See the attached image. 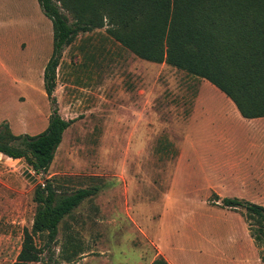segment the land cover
<instances>
[{
  "label": "rangeland",
  "instance_id": "obj_1",
  "mask_svg": "<svg viewBox=\"0 0 264 264\" xmlns=\"http://www.w3.org/2000/svg\"><path fill=\"white\" fill-rule=\"evenodd\" d=\"M58 5L77 26L76 13ZM110 28L105 19L80 29L64 47L55 106L75 121L49 170L31 169V182L24 159L0 154V264L17 260L38 207L34 188L47 178L60 191L101 186L60 223L51 252L58 264H151L158 256L171 264H264L249 229L256 221L221 205L223 197L264 205V128L237 118L207 79L141 58ZM53 32L38 0H0V124L16 135L48 126L44 70ZM34 239L41 248L48 242L47 233Z\"/></svg>",
  "mask_w": 264,
  "mask_h": 264
},
{
  "label": "trees",
  "instance_id": "obj_2",
  "mask_svg": "<svg viewBox=\"0 0 264 264\" xmlns=\"http://www.w3.org/2000/svg\"><path fill=\"white\" fill-rule=\"evenodd\" d=\"M58 1L38 0L54 31L52 55L44 70L45 91L53 103L48 126L37 134L16 135L8 124H0V153L24 159L36 174L49 170L64 132L75 121L62 117L55 106L56 70L64 47L80 29L102 26L105 19L115 38L141 58L205 78L233 101L244 118L264 117V0H72L71 6L69 0H60L76 13L77 26L69 22ZM54 181L47 178L35 186L38 207L32 229L25 231L12 264L39 262L45 250L50 254L45 264H58L51 252L60 223L101 189L93 184L60 191ZM221 205L245 209L257 223L249 224L251 236L264 248V205L239 197H223ZM37 233H47L45 248L36 244ZM151 264L171 263L158 256Z\"/></svg>",
  "mask_w": 264,
  "mask_h": 264
},
{
  "label": "crops",
  "instance_id": "obj_3",
  "mask_svg": "<svg viewBox=\"0 0 264 264\" xmlns=\"http://www.w3.org/2000/svg\"><path fill=\"white\" fill-rule=\"evenodd\" d=\"M228 97V96H227ZM229 98V97H228ZM229 108L231 109V110H233L234 108H235V111L236 112H234L235 113V116L238 118H240V117H243L241 114H240V112L238 111V109H236V106H235V104L233 103V101L229 98ZM246 119H248V118H246ZM249 120V119H248ZM249 121H251V123H256L255 124V126H257V127H261L262 129L264 128V117H258V118H252V119H250ZM213 124V123H212ZM221 132V131H220ZM264 132V131H263ZM0 154H2V153H0ZM3 155V154H2Z\"/></svg>",
  "mask_w": 264,
  "mask_h": 264
},
{
  "label": "water",
  "instance_id": "obj_4",
  "mask_svg": "<svg viewBox=\"0 0 264 264\" xmlns=\"http://www.w3.org/2000/svg\"><path fill=\"white\" fill-rule=\"evenodd\" d=\"M20 163L22 164L23 162H20ZM22 172H23V175L25 176L26 179H28L31 182H36L37 179L32 174L31 167L29 165H27L26 163H25V165L22 168Z\"/></svg>",
  "mask_w": 264,
  "mask_h": 264
}]
</instances>
